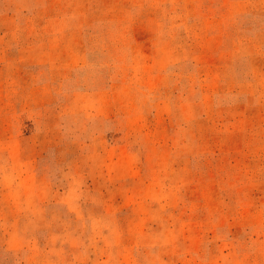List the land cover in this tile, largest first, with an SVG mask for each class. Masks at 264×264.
Here are the masks:
<instances>
[{"label": "rangeland", "instance_id": "374dc122", "mask_svg": "<svg viewBox=\"0 0 264 264\" xmlns=\"http://www.w3.org/2000/svg\"><path fill=\"white\" fill-rule=\"evenodd\" d=\"M0 264H264V0H0Z\"/></svg>", "mask_w": 264, "mask_h": 264}]
</instances>
